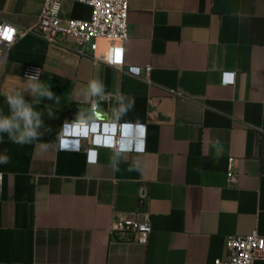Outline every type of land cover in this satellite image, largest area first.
I'll list each match as a JSON object with an SVG mask.
<instances>
[{
	"label": "crops",
	"instance_id": "0c3cea01",
	"mask_svg": "<svg viewBox=\"0 0 264 264\" xmlns=\"http://www.w3.org/2000/svg\"><path fill=\"white\" fill-rule=\"evenodd\" d=\"M44 1L0 0V22L16 27L0 52V108L8 112L4 94L23 87L27 64L41 67L59 98L35 102L48 150L6 134L0 142L9 157L0 165V264H212L226 256L229 234L264 236V0H129L124 66L94 64L70 42L31 31ZM60 11L87 19L91 5L61 0ZM108 43L99 38V51ZM128 65L151 69L137 76ZM92 79L111 96L135 98L119 121L145 125V150L126 151L118 170L114 148H98L95 162L59 148L63 123L90 106ZM110 103L99 104L96 119L109 120ZM145 212L146 242L108 229Z\"/></svg>",
	"mask_w": 264,
	"mask_h": 264
},
{
	"label": "built area",
	"instance_id": "2783aa9c",
	"mask_svg": "<svg viewBox=\"0 0 264 264\" xmlns=\"http://www.w3.org/2000/svg\"><path fill=\"white\" fill-rule=\"evenodd\" d=\"M84 1L91 5V15L87 19L65 17L60 11L61 0H45L37 21L30 30L51 44L61 45L70 42L76 54L91 57L94 64L103 62L113 66H124L123 44L129 37V0ZM15 38L16 27L8 22H0L1 54L7 51ZM99 38L110 40L103 52L98 49ZM36 69L41 70V67L27 64L23 68L22 75L26 77ZM125 69L137 76L144 71L147 77L151 66L128 65ZM233 80V72L223 73V82L231 83ZM139 125L145 127L144 124L121 121L113 124L110 120L98 119L91 128H80L68 124L64 126L59 137V148L84 150L87 160L91 162L97 160V151L101 147L116 149L119 146L127 151H144L145 131L143 128L141 134ZM97 139L99 143L96 142ZM86 141L89 142V146L84 147ZM144 199L145 194H140L138 203L143 204ZM108 229L119 239L146 242L151 231L149 214L145 212L142 218L137 215L115 218ZM226 247V256L215 258L212 264H254L256 259L264 258V236L260 235L257 230L245 235L229 234Z\"/></svg>",
	"mask_w": 264,
	"mask_h": 264
},
{
	"label": "clouds",
	"instance_id": "9594fccd",
	"mask_svg": "<svg viewBox=\"0 0 264 264\" xmlns=\"http://www.w3.org/2000/svg\"><path fill=\"white\" fill-rule=\"evenodd\" d=\"M40 75L41 70L36 69L33 73L26 75L23 87H12L4 94L8 112L5 113L0 108V142H3V134H6L12 143L21 146L40 141L39 147L41 150L46 151L50 147L49 143L41 142V137L50 129L45 125L44 112L37 110L35 102H41L46 98L58 103L59 98L51 91V88L42 83ZM26 95L32 98L31 101L25 98ZM84 95L90 101V106L86 109H80L71 122L66 120L61 128L62 130L68 124L80 128H91L93 123L96 122V112L102 102L111 101V110L107 114V119L113 124L118 123L135 106L134 97L126 96L120 92L116 93L115 96H111L107 92L105 84L99 79H92L88 82ZM47 115L52 117L54 114L49 111ZM139 127L144 128L143 125H139ZM57 139H59V136ZM126 151L119 146L114 149L112 167L115 170H118V165L124 158ZM8 162L9 157L6 152L0 153V165ZM133 168L139 170V160L134 161Z\"/></svg>",
	"mask_w": 264,
	"mask_h": 264
},
{
	"label": "snow or ice",
	"instance_id": "6c2138e0",
	"mask_svg": "<svg viewBox=\"0 0 264 264\" xmlns=\"http://www.w3.org/2000/svg\"><path fill=\"white\" fill-rule=\"evenodd\" d=\"M230 79V78H229ZM140 132H141V134H142V132H143V129H140ZM85 135L87 134V132L85 131V133H84ZM97 143H99V139H97V141H96ZM94 155V154H93Z\"/></svg>",
	"mask_w": 264,
	"mask_h": 264
}]
</instances>
